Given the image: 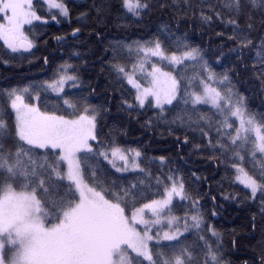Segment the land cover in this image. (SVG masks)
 Instances as JSON below:
<instances>
[{
	"label": "snow or ice",
	"instance_id": "1",
	"mask_svg": "<svg viewBox=\"0 0 264 264\" xmlns=\"http://www.w3.org/2000/svg\"><path fill=\"white\" fill-rule=\"evenodd\" d=\"M156 13L167 21L149 38H108ZM65 20L67 0H0V63L47 69L34 22ZM76 22L71 36L87 30L100 49L91 64L105 103L92 102L99 84L78 50L50 78L0 89V264H264V0H92ZM189 22L210 33L208 49L178 34ZM113 106L202 168L186 175L171 156L123 143V124L104 119ZM213 191L252 210L230 248L210 222ZM239 238L255 241L247 259Z\"/></svg>",
	"mask_w": 264,
	"mask_h": 264
},
{
	"label": "trees",
	"instance_id": "2",
	"mask_svg": "<svg viewBox=\"0 0 264 264\" xmlns=\"http://www.w3.org/2000/svg\"><path fill=\"white\" fill-rule=\"evenodd\" d=\"M69 8L71 10V22L65 20L63 23L57 25L52 21H49L48 25H44L41 22H34L35 27L32 29L33 35L37 38L39 44V51L36 52V56L49 55L51 60V65L46 69L42 64V61H35L34 64L39 66L31 67L29 71V65L27 60L23 61L22 64L16 63L10 66H6L0 63V89L24 86L32 81H41L48 79L52 76L53 70L56 65L62 62V60H67L70 54L74 50L81 51L87 55L89 60V65L87 71H83L82 75L85 78L91 76L92 82L94 84H99L98 91L101 93L99 96L93 97L92 102L96 104L105 103V80L102 76H98L99 71L98 64L93 68L91 62L98 60V53L100 49L98 48L94 38L89 36L87 30L82 34H78V37L74 38L71 36L73 27L77 26L76 16L80 11L87 10V7L91 5L92 0H67ZM45 14V13H41ZM167 21V17H162L159 13L154 14L151 18L146 19V21L140 27L129 28L127 31H121L114 27H109L108 38H149L150 35L156 34L157 29L163 22ZM175 30V29H174ZM184 32L188 33L190 41L196 44H202L206 49L209 48V35L208 32H203L199 26L189 22L187 24L181 23L180 30L178 34L182 35ZM55 35H63L66 37V42L63 46H58L56 41L53 39ZM44 41L48 44L45 46ZM1 43V42H0ZM218 43V41H216ZM2 53V50H0ZM71 63L78 64L81 68L84 67L83 61L77 60L75 57L70 61ZM220 69L218 68L217 71ZM110 91V90H109ZM49 106L55 102V94L49 93ZM131 98V97H129ZM43 99V97H42ZM261 104V100L258 97H250L249 105L256 110ZM105 121L110 126H119L123 124L124 130L128 132V135L121 137L123 143H126L131 147L141 146L147 151V156H158V155H168L176 161V166L183 167L185 174L187 175L188 170H195L197 168H202L199 164H188L184 165L175 155L176 149L173 148L171 142L164 138H161L159 133H153L151 131L143 130L140 125H138L135 120L131 122L128 120L125 114L118 113L115 106L112 108V113L110 116H106ZM107 131V128L105 129ZM208 175V172H204ZM221 175L223 171L221 170ZM217 176V180H219ZM213 186L215 187V182L213 181ZM204 191H208L207 185H204ZM217 197V211L218 216L215 217L211 223H215L217 228L223 233L224 243L227 247H231L232 236L230 233L233 229L236 230L239 237H245L246 229L243 225L249 222L251 211L249 208L244 206H239L231 201H225L221 198L219 191H213L211 193ZM206 205L205 212H208L212 208V202L210 200L202 201ZM174 214L183 216V211H175ZM257 239H259V233H257ZM238 251L236 252V257L238 259H247L251 256V245L255 243L254 240L248 238L238 239Z\"/></svg>",
	"mask_w": 264,
	"mask_h": 264
},
{
	"label": "rangeland",
	"instance_id": "3",
	"mask_svg": "<svg viewBox=\"0 0 264 264\" xmlns=\"http://www.w3.org/2000/svg\"><path fill=\"white\" fill-rule=\"evenodd\" d=\"M2 43V42H1ZM180 216V215H179ZM166 230V229H165ZM154 231H155V229H154Z\"/></svg>",
	"mask_w": 264,
	"mask_h": 264
}]
</instances>
